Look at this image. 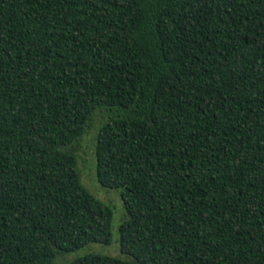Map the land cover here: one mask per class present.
<instances>
[{
  "label": "trees",
  "instance_id": "16d2710c",
  "mask_svg": "<svg viewBox=\"0 0 264 264\" xmlns=\"http://www.w3.org/2000/svg\"><path fill=\"white\" fill-rule=\"evenodd\" d=\"M99 112L122 254L67 264H264V0H0V264L112 244Z\"/></svg>",
  "mask_w": 264,
  "mask_h": 264
},
{
  "label": "rangeland",
  "instance_id": "374dc122",
  "mask_svg": "<svg viewBox=\"0 0 264 264\" xmlns=\"http://www.w3.org/2000/svg\"><path fill=\"white\" fill-rule=\"evenodd\" d=\"M104 117L99 112L93 121L92 127L81 138L75 147L78 156V166L80 168L84 184L101 200L110 204L114 210L113 232L114 239L112 244L92 243L79 251L61 254L55 264H67L74 258L89 253L98 252L103 254L118 255L121 253L119 238V226L127 217V210L119 190L109 189L101 185L97 176V152L96 142L99 127Z\"/></svg>",
  "mask_w": 264,
  "mask_h": 264
}]
</instances>
